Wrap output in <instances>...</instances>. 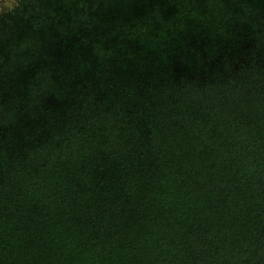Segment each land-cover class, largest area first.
Here are the masks:
<instances>
[{
    "label": "trees",
    "instance_id": "16d2710c",
    "mask_svg": "<svg viewBox=\"0 0 264 264\" xmlns=\"http://www.w3.org/2000/svg\"><path fill=\"white\" fill-rule=\"evenodd\" d=\"M0 264H264V0L3 9Z\"/></svg>",
    "mask_w": 264,
    "mask_h": 264
},
{
    "label": "rangeland",
    "instance_id": "374dc122",
    "mask_svg": "<svg viewBox=\"0 0 264 264\" xmlns=\"http://www.w3.org/2000/svg\"><path fill=\"white\" fill-rule=\"evenodd\" d=\"M17 1L18 0H16V2ZM16 2L15 3L14 2H10V3L2 5V1H0V12H2V10L5 9V8H7L9 10L13 9L15 4H16Z\"/></svg>",
    "mask_w": 264,
    "mask_h": 264
},
{
    "label": "flooded vegetation",
    "instance_id": "af4514ba",
    "mask_svg": "<svg viewBox=\"0 0 264 264\" xmlns=\"http://www.w3.org/2000/svg\"><path fill=\"white\" fill-rule=\"evenodd\" d=\"M20 0H18L17 2H16V0H7V1H2V5H4V4H7V3H10V2H16V4L15 5H17L18 4V2H19Z\"/></svg>",
    "mask_w": 264,
    "mask_h": 264
},
{
    "label": "water",
    "instance_id": "95a60500",
    "mask_svg": "<svg viewBox=\"0 0 264 264\" xmlns=\"http://www.w3.org/2000/svg\"><path fill=\"white\" fill-rule=\"evenodd\" d=\"M0 1H7V0H0Z\"/></svg>",
    "mask_w": 264,
    "mask_h": 264
}]
</instances>
